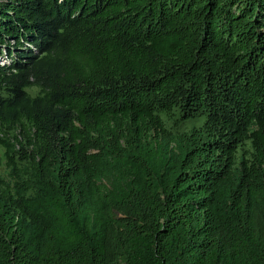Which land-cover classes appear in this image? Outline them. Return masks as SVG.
Segmentation results:
<instances>
[{
  "label": "trees",
  "instance_id": "16d2710c",
  "mask_svg": "<svg viewBox=\"0 0 264 264\" xmlns=\"http://www.w3.org/2000/svg\"><path fill=\"white\" fill-rule=\"evenodd\" d=\"M11 38L0 264H264V0H0Z\"/></svg>",
  "mask_w": 264,
  "mask_h": 264
},
{
  "label": "rangeland",
  "instance_id": "374dc122",
  "mask_svg": "<svg viewBox=\"0 0 264 264\" xmlns=\"http://www.w3.org/2000/svg\"><path fill=\"white\" fill-rule=\"evenodd\" d=\"M27 39V40H26ZM24 41V44H18L17 40L14 38H11L8 42H6L4 45L1 46L2 51H0V66H10L12 65L17 59H20L21 61H24L25 59L21 57V53L23 52V49L30 47H34L32 44V41L30 38H25V40L21 39V42ZM9 49L11 50L9 54ZM38 51V50H37ZM26 57V56H25ZM16 59V60H15ZM32 93H36L38 91V88H32ZM204 119H201L199 121V124L203 123ZM167 127L172 132H175L177 127L173 123V121H167ZM0 154L4 157V148H0ZM8 167L6 165V160L3 159V164L0 166V175L3 176L5 179H9L8 175Z\"/></svg>",
  "mask_w": 264,
  "mask_h": 264
}]
</instances>
